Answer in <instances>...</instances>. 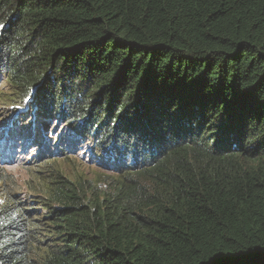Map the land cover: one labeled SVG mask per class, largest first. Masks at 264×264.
Segmentation results:
<instances>
[{"label": "trees", "instance_id": "trees-1", "mask_svg": "<svg viewBox=\"0 0 264 264\" xmlns=\"http://www.w3.org/2000/svg\"><path fill=\"white\" fill-rule=\"evenodd\" d=\"M1 84L0 264H264V0H0Z\"/></svg>", "mask_w": 264, "mask_h": 264}, {"label": "rangeland", "instance_id": "rangeland-1", "mask_svg": "<svg viewBox=\"0 0 264 264\" xmlns=\"http://www.w3.org/2000/svg\"><path fill=\"white\" fill-rule=\"evenodd\" d=\"M8 89L6 84L0 85V92H6ZM7 112H11V110H6L4 113L0 111V123L1 125L4 123L3 121L8 119ZM61 129V128H59ZM19 152V151H18ZM34 149L27 150V152L19 158V162L16 165L5 168V174L16 182L18 186V190L22 192V194L29 193L28 189L35 188L40 185V181L43 179V175L40 174L42 171L38 167H30L25 168L21 164L25 161L32 160L35 157ZM82 155V153H81ZM80 157V156H79ZM73 161V162H71ZM77 158H69V159H59L57 160L56 166L61 169V171L69 174V175H82L83 178L92 180V181H102L106 179V177H110L109 173L101 169L97 168L94 164L82 162ZM29 169V170H28ZM1 184H0V195H1Z\"/></svg>", "mask_w": 264, "mask_h": 264}]
</instances>
